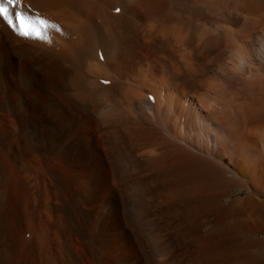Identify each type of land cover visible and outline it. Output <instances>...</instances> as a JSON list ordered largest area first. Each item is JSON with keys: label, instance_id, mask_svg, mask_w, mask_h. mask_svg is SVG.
I'll use <instances>...</instances> for the list:
<instances>
[{"label": "bare ground", "instance_id": "6f19581e", "mask_svg": "<svg viewBox=\"0 0 264 264\" xmlns=\"http://www.w3.org/2000/svg\"><path fill=\"white\" fill-rule=\"evenodd\" d=\"M6 6L0 264H264V0Z\"/></svg>", "mask_w": 264, "mask_h": 264}, {"label": "snow or ice", "instance_id": "6c2138e0", "mask_svg": "<svg viewBox=\"0 0 264 264\" xmlns=\"http://www.w3.org/2000/svg\"><path fill=\"white\" fill-rule=\"evenodd\" d=\"M19 4L20 0H0V18H3L9 27L18 30V34L25 37L36 36L37 38L45 39L44 33L49 28L57 29L55 24H50L47 20L39 19L33 22L31 19H26L25 16L19 12H10L9 7L6 6L15 7ZM117 11H119V9H117ZM36 23L40 25L39 28L35 26ZM100 58H104L102 54Z\"/></svg>", "mask_w": 264, "mask_h": 264}, {"label": "rangeland", "instance_id": "374dc122", "mask_svg": "<svg viewBox=\"0 0 264 264\" xmlns=\"http://www.w3.org/2000/svg\"><path fill=\"white\" fill-rule=\"evenodd\" d=\"M256 253H257V255H256ZM264 253V249H260L259 251H253V255L255 254L256 256V259L258 258V259H262L263 258V256H262V254ZM264 259V258H263ZM240 262L239 261H235V262H232L231 264H239ZM241 264V263H240Z\"/></svg>", "mask_w": 264, "mask_h": 264}]
</instances>
